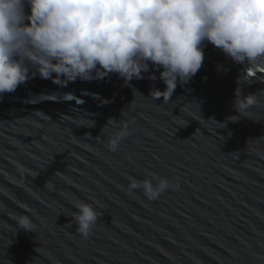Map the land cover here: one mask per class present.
Returning <instances> with one entry per match:
<instances>
[{"label": "water", "instance_id": "95a60500", "mask_svg": "<svg viewBox=\"0 0 264 264\" xmlns=\"http://www.w3.org/2000/svg\"><path fill=\"white\" fill-rule=\"evenodd\" d=\"M162 70L66 80L29 66L0 95V264H264V58L205 43L170 100L151 94ZM153 176L170 182L157 198L130 190ZM82 203L99 215L87 237Z\"/></svg>", "mask_w": 264, "mask_h": 264}, {"label": "clouds", "instance_id": "9594fccd", "mask_svg": "<svg viewBox=\"0 0 264 264\" xmlns=\"http://www.w3.org/2000/svg\"><path fill=\"white\" fill-rule=\"evenodd\" d=\"M205 43L238 64L264 58V0H0V95L24 83L29 66L44 78L90 80L103 70L131 81L151 63L166 85L153 98L170 100L201 68ZM169 187L166 177H129L130 190L153 199ZM76 207L87 237L99 215L90 204ZM20 227L30 231V221Z\"/></svg>", "mask_w": 264, "mask_h": 264}]
</instances>
